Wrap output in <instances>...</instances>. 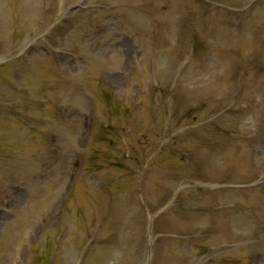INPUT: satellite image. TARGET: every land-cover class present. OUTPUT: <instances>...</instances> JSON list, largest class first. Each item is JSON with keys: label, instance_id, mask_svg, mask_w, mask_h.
Listing matches in <instances>:
<instances>
[{"label": "rangeland", "instance_id": "1", "mask_svg": "<svg viewBox=\"0 0 264 264\" xmlns=\"http://www.w3.org/2000/svg\"><path fill=\"white\" fill-rule=\"evenodd\" d=\"M0 264H264V0H0Z\"/></svg>", "mask_w": 264, "mask_h": 264}]
</instances>
